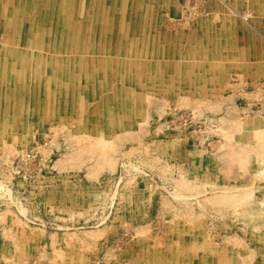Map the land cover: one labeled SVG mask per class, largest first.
<instances>
[{"label":"rangeland","instance_id":"1","mask_svg":"<svg viewBox=\"0 0 264 264\" xmlns=\"http://www.w3.org/2000/svg\"><path fill=\"white\" fill-rule=\"evenodd\" d=\"M225 1L0 0V264H264V0Z\"/></svg>","mask_w":264,"mask_h":264},{"label":"bare ground","instance_id":"2","mask_svg":"<svg viewBox=\"0 0 264 264\" xmlns=\"http://www.w3.org/2000/svg\"><path fill=\"white\" fill-rule=\"evenodd\" d=\"M137 1V0H136ZM177 1V0H176ZM180 1V0H179ZM225 1V0H224ZM161 2V1H160ZM164 2V1H163ZM226 2V1H225ZM7 3V2H6ZM143 3V2H142ZM149 3V2H148ZM100 4V3H99ZM133 4V3H132ZM151 4H153V3H151ZM177 4V3H176ZM176 4H174V5H176ZM180 4H182V3H180ZM217 5V4H216ZM256 5V4H255ZM261 5V4H260ZM18 6V5H17ZM100 6V5H99ZM142 6V5H141ZM162 6V5H161ZM149 7H150V5H149ZM189 8H190V6H189ZM193 8V7H192ZM192 8L191 9H189V10H192ZM143 9V8H142ZM152 9V8H151ZM227 9V8H226ZM232 9V8H231ZM139 10V9H138ZM196 10V9H195ZM230 10V9H229ZM99 11V10H98ZM193 11V10H192ZM103 12V11H102ZM149 12V11H148ZM155 12H156V10H155ZM17 13V12H16ZM193 13V12H192ZM195 13V12H194ZM193 13V14H194ZM143 14V13H142ZM155 14V13H154ZM229 14V13H228ZM231 14V13H230ZM0 15H1V13H0ZM189 15V14H188ZM221 15V14H220ZM226 15V14H225ZM2 16V15H1ZM6 16V15H5ZM181 16H182V14H181ZM186 16V15H185ZM194 16V15H193ZM197 16V15H196ZM221 16H223V15H221ZM228 16V15H227ZM239 16V15H238ZM104 17V16H103ZM190 17V16H189ZM195 17V16H194ZM235 17V16H234ZM106 18V17H105ZM120 18H121V16H120ZM146 18V17H145ZM149 18V17H148ZM179 18H181V17H179ZM204 18V17H203ZM224 18V17H223ZM241 18V17H240ZM143 19H144V17H143ZM150 19H151V17H150ZM181 19H183V18H181ZM188 19V18H187ZM190 19H191V17H190ZM193 19V18H192ZM194 19H196V17L194 18ZM221 19V18H220ZM242 19V18H241ZM106 20V19H105ZM104 20V21H105ZM121 20H122V18H121ZM140 20V19H139ZM149 20V19H148ZM217 20H219V19H217ZM234 20H235V18H234ZM54 21V20H53ZM145 21H146V19H145ZM153 21V20H152ZM163 21V20H162ZM180 21V20H179ZM182 21V20H181ZM184 21V20H183ZM231 21V20H230ZM127 22V21H126ZM185 22H187L186 20H185ZM147 23H148V21H147ZM155 23V22H154ZM192 23V22H191ZM219 23V22H218ZM242 23V22H241ZM139 24V23H138ZM144 24V23H143ZM229 24V23H228ZM243 24V23H242ZM20 25H21V23H20ZM109 25H111V24H109ZM126 25V24H125ZM128 25V24H127ZM182 25V24H181ZM150 27V26H149ZM237 27V26H236ZM123 28V27H122ZM128 28V27H127ZM219 28V27H218ZM20 29L22 30L23 28H22V26H20ZM50 29V28H49ZM118 29V28H117ZM137 29V28H136ZM145 29V28H144ZM220 29V28H219ZM157 30V29H156ZM110 31V30H109ZM122 31V30H121ZM126 31V30H125ZM140 31V30H139ZM147 31V30H146ZM157 31H159V30H157ZM165 31V30H164ZM215 31V30H214ZM225 31V30H224ZM129 32H130V29H129ZM137 32V31H136ZM217 32V31H216ZM122 33V32H121ZM126 33V32H125ZM124 33V34H125ZM159 33V32H158ZM157 33V34H158ZM182 33V32H181ZM260 34V33H259ZM137 35V34H136ZM145 35V34H144ZM146 35H147V33H146ZM248 35V34H247ZM125 36V35H124ZM131 36H133V35H131ZM152 36H153V34H152ZM257 36V35H256ZM19 37H20V35H19ZM100 37V36H99ZM151 37V36H150ZM158 37V36H157ZM181 37H182V35H181ZM218 37V36H217ZM225 37V36H224ZM231 37V36H230ZM238 37V36H237ZM241 37H242V35H241ZM46 38V37H45ZM227 38V37H226ZM225 38V39H226ZM155 39V38H154ZM157 39V38H156ZM162 39V38H161ZM222 39V38H221ZM240 39V38H239ZM264 39V38H263ZM159 40V39H158ZM224 40V39H223ZM225 41V40H224ZM40 42V41H39ZM153 42V41H152ZM212 42V41H211ZM237 42V41H236ZM37 43V42H36ZM247 43H248V41H247ZM264 43V42H263ZM144 44H145V42H144ZM162 44H163V42H162ZM2 45V44H1ZM99 45V44H98ZM205 45V44H204ZM226 45V44H225ZM100 46V45H99ZM227 46H229V45H227ZM237 46V45H236ZM251 46H252V44H251ZM18 47V46H17ZM15 48V49H17L18 50V48ZM51 47V46H50ZM215 47V46H214ZM220 47V46H219ZM262 47V46H261ZM95 48V47H94ZM93 48V49H94ZM97 48H98V46H97ZM162 48H163V46H162ZM217 48V47H216ZM221 48V47H220ZM248 48H249V46H248ZM29 49V48H28ZM181 49V48H180ZM191 49V48H190ZM228 49V48H227ZM251 49V48H250ZM255 49V48H254ZM14 50V49H13ZM17 50H16V52H17ZM20 50H21V48H20ZM105 50V49H104ZM195 50V49H194ZM223 51V50H222ZM232 51V50H231ZM1 52V51H0ZM21 53H22V50L20 51ZM26 52V51H25ZM54 52V51H53ZM98 52H99V50H98ZM219 51H217V53H218ZM239 52V51H238ZM10 53H11V51L9 52V55H10ZM102 53V52H101ZM121 53V52H120ZM1 54V53H0ZM3 54H4V51H3ZM8 54V53H7ZM12 54V53H11ZM20 54V53H19ZM26 54V53H25ZM31 54H32V52H31ZM36 54V53H35ZM54 54V53H53ZM67 54V53H66ZM208 54H210V53H208ZM231 54V53H230ZM248 54V53H247ZM6 55V54H5ZM16 55H17V53H16ZM106 55V54H105ZM163 55V54H162ZM161 55V56H162ZM108 56V55H107ZM248 56V55H247ZM252 56V55H251ZM30 57V56H29ZM31 57H33V56H31ZM50 57V56H49ZM12 58V57H11ZM102 58V57H101ZM116 58H117V56H116ZM115 58V59H116ZM248 58V57H247ZM16 59H18V58H16ZM43 58H41V60H42ZM86 59H87V57H86ZM96 59V58H95ZM118 59H119V53H118ZM166 59V58H165ZM3 60V59H2ZM29 60H30V58H29ZM43 60H45V59H43ZM42 60V63L44 62ZM70 60V59H69ZM263 60V59H262ZM36 62H37V60H35ZM57 61V60H56ZM88 61V60H87ZM96 61V60H95ZM119 61V60H118ZM120 61H121V59H120ZM164 61V60H163ZM258 61H259V59H258ZM261 61V60H260ZM259 61V62H260ZM66 62V61H65ZM117 62V61H116ZM245 62V61H244ZM247 62H249V61H247ZM3 63V62H2ZM41 63V64H42ZM260 63H262V62H260ZM44 64V63H43ZM245 64V63H244ZM248 64V63H247ZM246 64V65H247ZM259 64V63H258ZM34 65V64H33ZM76 65H77V63H76ZM106 65V64H105ZM262 65V64H261ZM81 66V65H80ZM243 66V65H242ZM263 66V65H262ZM52 67V66H51ZM54 67V66H53ZM9 68V67H8ZM261 68L262 67H260V70H261ZM10 69V68H9ZM39 69V68H38ZM43 69H45V68H43ZM50 69V68H49ZM51 69H53V68H51ZM76 70H77V68H75ZM8 70V69H7ZM47 70V69H46ZM2 71V70H1ZM18 71H19V68H18ZM17 71V72H18ZM37 71V70H36ZM49 71V70H48ZM74 71V70H73ZM119 71H121L120 69H119ZM262 71V70H261ZM10 72V71H9ZM41 72V71H40ZM63 72V71H62ZM68 72V71H67ZM79 72V71H78ZM87 72V71H86ZM42 73V72H41ZM56 73H58V72H56ZM264 73V72H263ZM2 74V73H1ZM0 74V75H1ZM18 74V73H17ZM20 74V73H19ZM30 74V73H29ZM39 74V73H38ZM65 74V73H64ZM106 74V73H105ZM41 75V74H40ZM9 76H15V75H9ZM33 76V75H32ZM42 76V75H41ZM58 76V75H57ZM69 76V75H68ZM24 77V76H23ZM90 77V76H89ZM14 77H9V80L10 79H13ZM58 78V77H57ZM61 78V77H60ZM106 78V77H105ZM68 79V78H67ZM102 79V78H101ZM33 80V79H32ZM35 80V79H34ZM264 80V79H263ZM262 80V81H263ZM13 81V80H12ZM29 81V80H28ZM52 81V80H51ZM59 81V80H58ZM103 81V80H102ZM125 81V80H124ZM15 82V81H14ZM39 82V81H38ZM42 82V81H41ZM87 82V81H86ZM61 83V82H60ZM65 83V82H64ZM85 83V82H84ZM264 83V82H263ZM15 84V83H14ZM56 84V83H55ZM106 84V83H105ZM256 84V83H255ZM87 85V84H86ZM127 85V84H126ZM139 85V84H138ZM144 85V84H143ZM142 85V86H143ZM39 86V85H38ZM37 86V87H38ZM51 86V85H50ZM67 86V85H66ZM111 86V85H110ZM71 87V86H70ZM73 87H74V85H73ZM102 87V86H101ZM152 87V86H151ZM17 88H18V86H17ZM81 88H82V86H81ZM85 88V87H84ZM128 88V87H127ZM257 88H259V87H257ZM57 89V88H56ZM64 89H65V87H64ZM124 89V88H123ZM130 89V88H129ZM131 89H133V88H131ZM137 89V88H136ZM166 89V88H165ZM260 89V88H259ZM18 90V89H17ZM68 90V89H67ZM80 90V89H79ZM108 90H110V89H108ZM116 90V89H115ZM111 91V90H110ZM124 91V90H123ZM83 92V91H82ZM87 92V91H86ZM126 92V91H125ZM145 92V91H144ZM36 93H37V90H36ZM56 93V92H55ZM69 93V92H68ZM73 93V92H72ZM81 93V92H80ZM102 93V92H101ZM116 93V92H115ZM130 93H131V91H130ZM135 93H136V91H135ZM258 93H260V91L258 92ZM134 94V93H133ZM149 94V93H148ZM158 94V93H157ZM101 95V94H100ZM138 95V94H137ZM166 95V94H165ZM32 96H33V93H32ZM54 96V95H53ZM120 96V95H119ZM148 96V95H147ZM196 96V95H195ZM257 96V95H256ZM67 97V96H66ZM125 97V96H124ZM137 97V96H136ZM135 97V98H136ZM159 97V96H158ZM161 97V96H160ZM165 97V96H164ZM41 98V97H40ZM81 98V97H80ZM125 98H127V97H125ZM133 98V97H132ZM152 98H154V101H156L155 99H159V98H155V95H154V97H153V95H152V97H151V99ZM259 98H260V96H259ZM52 99V98H51ZM83 99V98H82ZM134 99V98H133ZM261 99V98H260ZM65 100V99H64ZM74 100V99H73ZM145 100H147V97L145 98ZM161 100V99H160ZM163 100V99H162ZM131 101V100H130ZM148 102H150L149 101V99L147 100ZM159 100H157L156 102H158ZM72 102V101H71ZM151 102H152V100H151ZM162 102H164V101H162ZM73 103V102H72ZM72 103H71V105H72ZM101 103V102H100ZM198 103H200V102H198ZM218 103V102H217ZM232 103V102H231ZM52 104V103H51ZM64 104V103H63ZM219 104V103H218ZM23 105V104H22ZM42 105H44V104H42ZM124 105V104H123ZM134 105V104H133ZM201 105V104H200ZM203 105V104H202ZM215 105V104H214ZM214 105H211L210 104V106H212V107H214ZM217 105V104H216ZM221 105V104H220ZM1 106V105H0ZM101 106V105H100ZM156 106H157V104H156ZM205 106V105H204ZM204 106H202V107H204ZM206 106H209V104L208 105H206ZM228 106H230V105H228ZM14 107V106H13ZM59 107H60V105H59ZM102 107V106H101ZM132 107V106H131ZM219 107V105L216 107V108H218ZM231 107H233V105L231 106ZM235 107V106H234ZM53 108V107H52ZM215 108V107H214ZM231 109V108H230ZM229 109V110H230ZM233 109H235V108H233ZM60 110V109H59ZM90 110V109H89ZM127 110V109H126ZM232 110V109H231ZM3 111V110H2ZM235 111H236V109H235ZM21 112V111H20ZM120 112V111H119ZM230 112V111H229ZM0 113H1V111H0ZM3 113V112H2ZM65 113V112H64ZM121 113V112H120ZM233 113H234V110H233ZM8 114H10V113H8ZM16 114V113H15ZM122 114V113H121ZM106 115V114H105ZM136 116V115H135ZM64 117V116H63ZM112 117V116H111ZM120 117V116H119ZM65 119V118H64ZM103 119V118H102ZM121 119V118H120ZM120 119H119V121H120ZM1 120V119H0ZM64 121V120H63ZM11 122V121H10ZM145 122H147L146 120H145ZM94 123V122H93ZM139 123V122H138ZM7 124V123H6ZM57 124V123H56ZM97 124V123H96ZM123 124V123H122ZM251 124V123H250ZM58 125V124H57ZM55 126V125H54ZM60 126V125H59ZM62 126V125H61ZM106 126V125H105ZM108 126V125H107ZM56 127V126H55ZM120 127H121V125H120ZM75 128V127H74ZM100 128L102 129V127H101V125H100ZM75 129H78V128H75ZM110 129V128H109ZM121 129V128H120ZM122 129H123V127H122ZM121 129V130H122ZM126 131H127V129H126ZM159 132V131H158ZM102 133H104L103 131H102ZM113 133V132H112ZM57 134V133H56ZM56 134H55V137H56ZM114 134V133H113ZM115 135V134H114ZM52 137H53V139H54V136L52 135ZM113 137V136H112ZM105 140V139H104ZM101 142V141H100ZM253 143V142H252ZM6 148V147H5ZM45 150V149H44ZM43 150V151H44ZM47 150V149H46ZM50 150V149H49ZM23 152H25V151H23ZM44 152H46V151H44ZM50 152V151H49ZM114 152V151H113ZM20 153H21V151H20ZM31 154V153H30ZM22 155H23V153H22ZM21 155V156H22ZM229 155V154H228ZM24 156H25V154H24ZM113 157V156H112ZM150 242V241H149ZM144 243V242H143ZM146 243V242H145ZM156 242H154V244H155ZM181 243V242H180ZM149 244V243H148ZM153 244V245H154ZM147 247V246H146ZM155 248V247H154ZM194 248V247H193ZM178 249V248H177ZM8 250V249H7ZM146 250H147V248H146ZM155 250H156V248H155ZM191 251V250H190ZM194 251V250H193ZM153 252V251H152ZM172 252V251H171ZM148 253V252H147ZM149 254V253H148ZM172 255V254H171ZM175 255V254H174ZM179 255V254H178ZM193 255H194V252H193ZM157 256V255H156ZM247 256V255H246ZM138 257V256H137ZM247 257H249V255L247 256ZM12 258V257H11ZM157 258V257H156ZM171 258V257H170ZM196 258V257H195ZM153 259V258H152ZM168 259V258H167ZM247 259V262H248V258H246ZM251 260V259H250ZM185 261V260H184ZM187 261V260H186ZM206 261V260H205ZM239 261V260H238ZM245 261V260H244ZM146 262H148V259H147V261ZM145 262V263H146ZM152 262V261H151ZM169 262V261H168ZM246 262V261H245ZM234 263V262H233ZM151 264V263H150Z\"/></svg>","mask_w":264,"mask_h":264}]
</instances>
